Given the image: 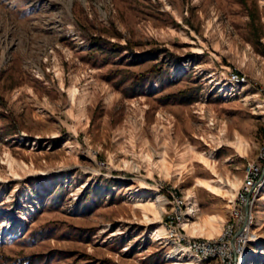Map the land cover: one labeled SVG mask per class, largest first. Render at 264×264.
Segmentation results:
<instances>
[{"label": "rangeland", "instance_id": "obj_1", "mask_svg": "<svg viewBox=\"0 0 264 264\" xmlns=\"http://www.w3.org/2000/svg\"><path fill=\"white\" fill-rule=\"evenodd\" d=\"M251 165L264 0H0V264H264Z\"/></svg>", "mask_w": 264, "mask_h": 264}, {"label": "built area", "instance_id": "obj_2", "mask_svg": "<svg viewBox=\"0 0 264 264\" xmlns=\"http://www.w3.org/2000/svg\"><path fill=\"white\" fill-rule=\"evenodd\" d=\"M238 76L236 74H231L230 76V82H237ZM264 176L263 170H261L256 165H251L246 173L245 180H244V186L242 193L246 195V191H249L251 188H254V186L258 187L260 181L262 180V177ZM245 190V192H244ZM240 194V197L243 199L244 196ZM238 211L236 212L237 215ZM174 236L177 237L176 229L174 228V231H171ZM233 234V227L231 225L225 226L223 228L222 233L220 236L216 239H208V240H187L186 243L183 244L184 246L195 253L197 256H201L203 258H211L215 256H219L221 259L222 264H235L236 259L238 256L233 255V250L230 244V241L232 239ZM180 242L181 239H178ZM235 250L239 252L238 250H242V247L239 245V242L235 240ZM237 246V247H236ZM238 247H240L238 249ZM234 262V263H233Z\"/></svg>", "mask_w": 264, "mask_h": 264}, {"label": "bare ground", "instance_id": "obj_3", "mask_svg": "<svg viewBox=\"0 0 264 264\" xmlns=\"http://www.w3.org/2000/svg\"><path fill=\"white\" fill-rule=\"evenodd\" d=\"M262 184H263V182H262ZM262 184H260L259 186H261ZM158 198H160V197L158 196ZM191 214H192V213H191ZM251 221H252V215L249 217L247 227H246L245 229H243L244 231L242 230L243 232H242L241 236H242V237L246 236L247 238H250V240H253L254 236H252V237L249 236V230H250L249 225H250ZM260 242L262 243V242H264V241H260ZM243 252H245V254L243 255V257H242L240 263H242L243 261H245L246 258L248 257V255L251 254V253L247 252L246 250L243 251ZM241 254H242V253H241Z\"/></svg>", "mask_w": 264, "mask_h": 264}, {"label": "water", "instance_id": "obj_4", "mask_svg": "<svg viewBox=\"0 0 264 264\" xmlns=\"http://www.w3.org/2000/svg\"><path fill=\"white\" fill-rule=\"evenodd\" d=\"M263 173H264V170H263ZM248 200H249V196L246 198V201H245V210H246V212H247V203H248ZM245 223H246V220L244 222V225L236 232L235 236H237L238 234H240L242 232L243 228L245 227ZM231 245H232V249L234 251V241L231 242Z\"/></svg>", "mask_w": 264, "mask_h": 264}, {"label": "trees", "instance_id": "obj_5", "mask_svg": "<svg viewBox=\"0 0 264 264\" xmlns=\"http://www.w3.org/2000/svg\"><path fill=\"white\" fill-rule=\"evenodd\" d=\"M112 46H113V49H112L113 53H118L119 52L118 49H121L122 48V46L120 44H117V43L116 44H112ZM138 81H139L138 78H134L133 84L137 83Z\"/></svg>", "mask_w": 264, "mask_h": 264}]
</instances>
